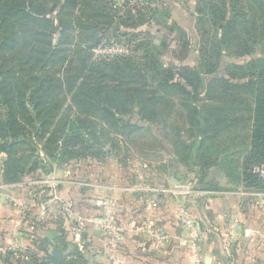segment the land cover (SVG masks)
Returning a JSON list of instances; mask_svg holds the SVG:
<instances>
[{
  "label": "trees",
  "instance_id": "obj_1",
  "mask_svg": "<svg viewBox=\"0 0 264 264\" xmlns=\"http://www.w3.org/2000/svg\"><path fill=\"white\" fill-rule=\"evenodd\" d=\"M173 2L0 0L1 183L71 161L105 162L144 133L164 145L162 124L175 134L170 153L201 171L219 153H246L239 176L264 192L254 173L264 165V0H195L181 40V61L195 65L165 67L166 43L143 28L171 37ZM122 42L129 53L96 55ZM58 248L60 263L29 264H95L88 249Z\"/></svg>",
  "mask_w": 264,
  "mask_h": 264
},
{
  "label": "crops",
  "instance_id": "obj_2",
  "mask_svg": "<svg viewBox=\"0 0 264 264\" xmlns=\"http://www.w3.org/2000/svg\"><path fill=\"white\" fill-rule=\"evenodd\" d=\"M167 154L172 166H154L150 185L93 159L0 181V264L46 261L66 244L88 249L95 264H264V192L239 176L246 153H219L203 171ZM107 212L117 236L102 227Z\"/></svg>",
  "mask_w": 264,
  "mask_h": 264
},
{
  "label": "rangeland",
  "instance_id": "obj_3",
  "mask_svg": "<svg viewBox=\"0 0 264 264\" xmlns=\"http://www.w3.org/2000/svg\"><path fill=\"white\" fill-rule=\"evenodd\" d=\"M115 2H121V0H114ZM173 1L171 0V3ZM195 0H181V2H173V20L179 24V29H176L172 36L166 35L167 30L161 29L156 26H145L143 31L151 35L153 42L156 45H161L163 42L166 43L167 49H165L162 62L165 67L181 66L183 64L195 65L194 59L190 58L185 61V53H183V45L181 40L183 39L182 29L187 31L188 36L190 32L189 27L194 25L192 19V9H194ZM188 29V30H187ZM129 49L127 45L122 43H115L108 48H101L96 51V55H119L127 54ZM258 56V55H257ZM175 122L180 123L177 119ZM178 126V125H177ZM169 134L171 136L169 137ZM158 137L162 140L164 145H161L154 136L150 133H144L134 136L131 142H124L120 145V153H111L108 159V167H115L121 164L127 171L132 175H136L137 178L146 184H151L150 170L155 166L159 169L172 166V162L167 160L168 154L172 141L174 140L175 134L172 129L168 128V131L161 124L159 126ZM186 137H190L186 135ZM3 157V156H2ZM116 158V159H114ZM1 161V156H0ZM100 162V161H99ZM137 173V174H136ZM135 177V176H134ZM132 181H135V178ZM141 177V178H140Z\"/></svg>",
  "mask_w": 264,
  "mask_h": 264
},
{
  "label": "built area",
  "instance_id": "obj_4",
  "mask_svg": "<svg viewBox=\"0 0 264 264\" xmlns=\"http://www.w3.org/2000/svg\"><path fill=\"white\" fill-rule=\"evenodd\" d=\"M254 173L262 180L264 183V165L258 166L254 168ZM150 205L152 206H157L158 204V197L153 196L149 202ZM111 214L109 212L106 213V219L102 223L103 229L109 233L112 236H117L120 228L117 227L114 222L112 221V217L110 216ZM116 264V263H114Z\"/></svg>",
  "mask_w": 264,
  "mask_h": 264
},
{
  "label": "water",
  "instance_id": "obj_5",
  "mask_svg": "<svg viewBox=\"0 0 264 264\" xmlns=\"http://www.w3.org/2000/svg\"><path fill=\"white\" fill-rule=\"evenodd\" d=\"M63 258V252L62 251H57L54 256L49 257V260L55 263H60Z\"/></svg>",
  "mask_w": 264,
  "mask_h": 264
}]
</instances>
